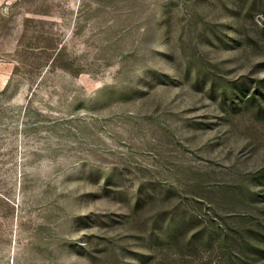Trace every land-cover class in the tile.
<instances>
[{
    "label": "rangeland",
    "instance_id": "obj_1",
    "mask_svg": "<svg viewBox=\"0 0 264 264\" xmlns=\"http://www.w3.org/2000/svg\"><path fill=\"white\" fill-rule=\"evenodd\" d=\"M171 1L137 85L128 0H0V264H264V0Z\"/></svg>",
    "mask_w": 264,
    "mask_h": 264
},
{
    "label": "trees",
    "instance_id": "obj_2",
    "mask_svg": "<svg viewBox=\"0 0 264 264\" xmlns=\"http://www.w3.org/2000/svg\"><path fill=\"white\" fill-rule=\"evenodd\" d=\"M116 2L117 0H111ZM174 1L169 2L167 5L163 6V9L161 10H154L149 5H145L144 0H128V11L129 17L131 20H136L138 18L143 19V14H145V21L146 25L144 28V35H151L152 38L155 39L154 41V51L156 56L153 57L151 62H149V59H147L144 55V52L146 50H141L140 47L135 46L132 48V52L134 53L131 58L127 60V63L125 64V70L126 73L131 77L132 81L136 83L137 85H143V84H149V78L151 77V68H153L156 71H159L162 67V44L165 43L166 39L168 38V29L171 28V15L172 12H175L176 8L174 5ZM198 4V5H197ZM194 5L198 6L200 9V14L198 16H203L204 14H210V13H216L220 14L223 12V14L226 16L227 14H232L231 16H234L237 12V7H232L229 11L228 7H226V0H199L196 3V0H183L180 4V7L182 10H184L186 13L192 10V7ZM237 5V4H236ZM223 7V11L222 8ZM225 8V9H224ZM198 18V17H197ZM196 18L194 17L191 19L190 22H194ZM231 20V18H228V21ZM226 22V26L229 25V22ZM232 30V28L230 29ZM233 41L237 40L232 39ZM228 40L226 39L225 43L227 45ZM238 45H240L238 43ZM62 48V47H61ZM61 49H57V52L52 60V63H56L59 59V55ZM169 56V54L167 53ZM172 82H176L175 79H170ZM7 93V88L0 91V95H4ZM146 94L147 92H143V90H140L138 93L139 95ZM222 94H227V97L233 98L237 95L236 90L229 88L228 86L225 87L222 90ZM176 229L175 227H170L169 231L166 233L165 239H168L170 236H172L175 233Z\"/></svg>",
    "mask_w": 264,
    "mask_h": 264
}]
</instances>
